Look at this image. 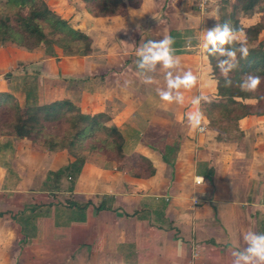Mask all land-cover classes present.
Masks as SVG:
<instances>
[{
    "label": "crops",
    "instance_id": "crops-1",
    "mask_svg": "<svg viewBox=\"0 0 264 264\" xmlns=\"http://www.w3.org/2000/svg\"><path fill=\"white\" fill-rule=\"evenodd\" d=\"M109 1L124 4V13L93 18L81 0L52 6L91 39L93 52L62 66L78 85L35 105L69 101L83 115L102 114V128L114 126L123 144L108 148L99 133L49 150L0 136V264H232L231 251L246 247L245 231L264 233V116L240 120L222 138L205 120L203 132L193 130L188 114L197 110L193 98L207 97L198 106L203 113L202 104L216 97L201 38L233 0H213L205 14L196 0ZM262 15L241 17L240 24L246 30ZM165 36L175 41L179 66L142 73L137 49ZM237 38L245 43V31ZM36 56L42 65L56 60ZM81 59L86 69L77 68ZM168 71L197 78L191 89L178 90L183 104L159 95L168 90ZM3 92L9 90L0 80Z\"/></svg>",
    "mask_w": 264,
    "mask_h": 264
},
{
    "label": "trees",
    "instance_id": "trees-1",
    "mask_svg": "<svg viewBox=\"0 0 264 264\" xmlns=\"http://www.w3.org/2000/svg\"><path fill=\"white\" fill-rule=\"evenodd\" d=\"M49 1L0 0V7L4 9L0 15V44L33 51L38 48L45 49L46 46L50 47L64 40L73 45L81 44L83 55L90 54L91 39L74 29L67 20L55 12L49 5ZM81 1L87 13L93 18L122 15L125 11L124 4H111L109 0ZM138 1L128 0V3L134 5ZM259 10L264 13L262 0H233L229 12L225 6L220 8L219 24L228 23L236 33L245 31L244 44L249 49L247 59L240 60L239 67L229 74L232 80L231 86H226L225 77L217 67L218 60L222 57L207 56L213 70V78L217 81V93L213 100L204 102L202 106L209 115L216 113L217 118L210 124L224 135L233 130L237 131L239 121L244 118L264 116V79L255 92H243L239 88V83L248 74L260 75L264 78V42L257 41L264 29V19H262L263 22L246 30L240 24L241 17L253 15ZM11 11L15 13L10 14ZM239 44L237 43L236 46L239 47ZM0 103L9 104L15 110L14 133L18 139H28L39 145H46L49 150L57 147L70 148L76 143L81 145L94 134L99 136V133L105 135L108 148L118 149L123 144V138L114 126L102 128L101 120L106 118L104 115H83L69 101H55L42 106L20 109L14 97L3 92L0 93ZM62 120L68 124L67 136L64 135L61 139V142L66 143L65 145L55 143L51 135L49 137L44 134L47 124Z\"/></svg>",
    "mask_w": 264,
    "mask_h": 264
},
{
    "label": "rangeland",
    "instance_id": "rangeland-1",
    "mask_svg": "<svg viewBox=\"0 0 264 264\" xmlns=\"http://www.w3.org/2000/svg\"><path fill=\"white\" fill-rule=\"evenodd\" d=\"M67 1L68 0H65V2ZM73 1L74 0H69V2H73ZM56 4L59 5L60 3H58L57 0H55V3L51 0L49 1V5L51 7ZM3 10L4 9L0 7V15H2L1 12H4ZM14 13L15 11L10 12V14H14ZM63 15H66V13L64 12ZM262 19H264V15H262L261 21ZM242 21L243 23H245V26L249 24V21H247L246 19ZM260 39L264 40V32L260 35ZM91 49H92V42H91ZM23 52H28L32 55ZM36 54H38L40 58L56 57V60L54 61L55 63L52 64L47 63L42 65V63H38L39 57L38 56L35 57ZM96 54H98V52ZM83 56H84L83 46L81 44L73 45L67 43L64 40H62L59 44L55 43L50 47L46 46L45 49L38 48L33 51H26L24 49L16 48L15 46L9 44L8 45L0 44V80L5 83V85L9 90V92L6 93H9L14 97L15 102L17 103L20 109H25L26 107L42 106V105H35L39 98L43 101H48L49 99H53L55 97L54 92L55 93L60 92L61 90L66 88L67 85H73L75 83H76L75 85H78L76 81L79 80H75L73 78L74 76H69V74L66 73V71H61V69L62 66L65 67L68 65L69 60L72 59L71 57L78 58ZM82 60L83 59H81L80 63L77 65V68L86 69L87 68V66H85L86 63H83ZM94 60L95 59H92V61ZM69 66L71 67V65ZM96 67L97 66H94L93 69ZM95 77L97 78L98 76ZM212 77H214L213 70H212ZM87 78L89 79L91 77L87 76ZM213 79L215 80V78ZM90 102L91 100L88 102V104H90ZM13 114H15V110L12 108L11 105L0 103V136L15 134ZM203 115L205 118L204 124L207 126L208 131L211 132L212 130H215L210 123L212 122V120H215L217 118L216 113H211L209 115L207 110L205 111L203 108ZM67 129H68L67 122L62 120L52 124H47L46 129L44 130V134L49 137L51 135L55 143H58L59 145L60 144L65 145L66 143L61 142V139L63 138L64 135L67 136L66 133ZM217 132H212V133H217V135L219 134V137L222 138L227 137V135H222V133H220L219 131ZM233 132H235V130L231 131L230 133ZM96 137L97 135L94 134L92 136V139ZM33 144L39 145L36 142H33ZM90 144L91 143H86L85 145H90ZM92 144H95V142H92ZM223 145L226 146L228 145V143L227 142L223 143ZM40 146H43L47 149L49 148L46 145H40ZM238 146L240 145L238 144Z\"/></svg>",
    "mask_w": 264,
    "mask_h": 264
},
{
    "label": "clouds",
    "instance_id": "clouds-1",
    "mask_svg": "<svg viewBox=\"0 0 264 264\" xmlns=\"http://www.w3.org/2000/svg\"><path fill=\"white\" fill-rule=\"evenodd\" d=\"M201 49L207 56H219L217 67L225 77L226 86L232 85L229 74L239 67L242 59H247L249 49L243 42L237 47V33L228 23L217 24L213 29L205 30L201 38ZM175 41L171 36H165L162 40H149L143 42L137 49L138 60L137 69L142 73H151L157 71V65L162 69H174L179 66V60L174 55L173 48ZM239 54V58H238ZM260 75L248 74L239 83V88L243 92H255L262 83ZM167 91L160 90L159 95L166 102H177L183 104L184 97L178 90L183 87L191 89L197 82V78L190 71L185 72L183 76L173 77L172 72L168 71L166 75ZM145 83H152L151 76H145ZM175 91V95L173 94ZM201 100H207L205 96L193 98L192 104L197 106L195 112L188 114V120L193 130L199 129L202 121L205 119L203 113L199 110ZM204 178H198V183H203ZM195 202V201H194ZM243 241L246 247L243 250L231 251L232 264H264V233H256L247 230L243 234Z\"/></svg>",
    "mask_w": 264,
    "mask_h": 264
},
{
    "label": "built area",
    "instance_id": "built-area-1",
    "mask_svg": "<svg viewBox=\"0 0 264 264\" xmlns=\"http://www.w3.org/2000/svg\"><path fill=\"white\" fill-rule=\"evenodd\" d=\"M213 0H196L195 5L201 14H205L208 12L209 7L212 5ZM205 130L204 126H200L199 129H197L198 132H203ZM196 184L198 183V179L196 180ZM195 201V202H194ZM193 204H197V200L192 201Z\"/></svg>",
    "mask_w": 264,
    "mask_h": 264
}]
</instances>
